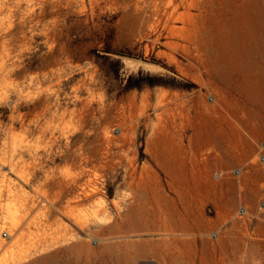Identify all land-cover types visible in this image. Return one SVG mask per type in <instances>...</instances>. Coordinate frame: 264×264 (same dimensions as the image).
<instances>
[{"label":"rangeland","instance_id":"374dc122","mask_svg":"<svg viewBox=\"0 0 264 264\" xmlns=\"http://www.w3.org/2000/svg\"><path fill=\"white\" fill-rule=\"evenodd\" d=\"M0 264H264V0H0Z\"/></svg>","mask_w":264,"mask_h":264},{"label":"bare ground","instance_id":"6f19581e","mask_svg":"<svg viewBox=\"0 0 264 264\" xmlns=\"http://www.w3.org/2000/svg\"><path fill=\"white\" fill-rule=\"evenodd\" d=\"M152 12H153V11H152ZM176 17H177V16H176ZM176 17H175V18H176ZM132 64H133V61H128V62H127V65H128V66H129V65H132Z\"/></svg>","mask_w":264,"mask_h":264}]
</instances>
